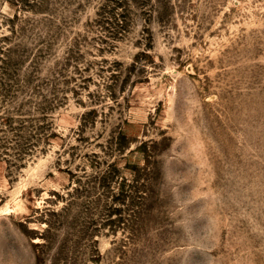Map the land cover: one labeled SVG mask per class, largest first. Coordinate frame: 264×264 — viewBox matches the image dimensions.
Returning <instances> with one entry per match:
<instances>
[{"label":"rangeland","instance_id":"rangeland-1","mask_svg":"<svg viewBox=\"0 0 264 264\" xmlns=\"http://www.w3.org/2000/svg\"><path fill=\"white\" fill-rule=\"evenodd\" d=\"M0 264H264V0H0Z\"/></svg>","mask_w":264,"mask_h":264}]
</instances>
